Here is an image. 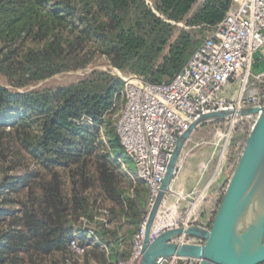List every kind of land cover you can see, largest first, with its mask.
Returning <instances> with one entry per match:
<instances>
[{"label": "trees", "instance_id": "trees-1", "mask_svg": "<svg viewBox=\"0 0 264 264\" xmlns=\"http://www.w3.org/2000/svg\"><path fill=\"white\" fill-rule=\"evenodd\" d=\"M233 3L0 0V264L126 261L149 198L115 159L134 170L115 128L124 101L117 75L92 69L73 83L23 88L100 57L168 83ZM239 138L236 130L228 159Z\"/></svg>", "mask_w": 264, "mask_h": 264}, {"label": "built area", "instance_id": "built-area-1", "mask_svg": "<svg viewBox=\"0 0 264 264\" xmlns=\"http://www.w3.org/2000/svg\"><path fill=\"white\" fill-rule=\"evenodd\" d=\"M263 47L264 0H234L221 22L170 82L157 84L115 69L122 82L120 94L124 100L116 116V132L124 153L134 166L136 179L149 187L146 214L134 235L131 255L128 260L117 264H134V260L141 255L146 216L157 195L177 138L203 114L220 110L236 113L244 108L260 109L264 105V56L259 57ZM256 118L254 114H234L221 119L223 126L228 128L220 145L215 174L225 160L231 161V166L235 168ZM236 130L240 135L235 143L236 154L228 159ZM222 131L221 127H216L217 134ZM192 135L183 147L173 179L152 223L151 240L164 230H185L189 226L207 228L217 210L218 194L213 199L208 188L211 181L199 191L176 185L184 149ZM204 142L195 143V147ZM208 163L202 166V172ZM205 200L213 201L211 208H205ZM171 242L201 244L195 242L194 236L184 233ZM70 248L77 254L83 252L75 240L70 242ZM158 263L198 264V260L174 255L160 258Z\"/></svg>", "mask_w": 264, "mask_h": 264}, {"label": "water", "instance_id": "water-1", "mask_svg": "<svg viewBox=\"0 0 264 264\" xmlns=\"http://www.w3.org/2000/svg\"><path fill=\"white\" fill-rule=\"evenodd\" d=\"M257 115L241 154L208 228L189 226L161 232L153 240L150 230L176 171L177 162L195 129L208 121L233 115ZM182 233L200 238L202 244L171 242ZM182 256L198 264H261L264 262V105L239 112L206 113L191 123L176 140L157 195L147 213L139 264H159L158 259Z\"/></svg>", "mask_w": 264, "mask_h": 264}, {"label": "rangeland", "instance_id": "rangeland-1", "mask_svg": "<svg viewBox=\"0 0 264 264\" xmlns=\"http://www.w3.org/2000/svg\"><path fill=\"white\" fill-rule=\"evenodd\" d=\"M260 55H264V47L259 52ZM92 69L96 70H110L113 72V74L116 75L115 69L111 68V66L108 64V62L103 58L100 57L96 60V62L92 65H90L88 68L83 70H77V71H70V72H64L57 75H54L51 78L45 79L43 81L37 82L35 84L29 85L23 89H34L40 86L49 85V86H55L59 84H69L76 82L80 78L84 77L87 73H89ZM0 84L6 85L5 80L0 77ZM118 113L114 115V118L116 119ZM210 122V121H208ZM208 122L203 123L204 125L208 124ZM201 124V126L203 125ZM200 126V125H199ZM228 126L222 128V132L220 134L216 133V128L207 126L203 127L194 135V138L196 137H202L205 139L204 144L199 145L195 147L194 142H199L201 138H193V135L191 137V141L188 142L186 145L187 148L190 146L192 147L191 152L194 154L191 159L187 162V165H183L181 169L178 172V179L176 180V185L179 186V182L183 183L181 184L184 189H192L195 188V190L199 191L203 187L206 186V184L211 181L209 192L212 194L213 199L218 194V203L217 206L220 203L221 198L223 197V194L225 192L226 186L228 184V181L231 177V174L234 170V168L231 166V161L225 160L217 173L215 174L216 170V161L219 159L220 156V145L223 143L226 135ZM194 144V145H193ZM235 149V145L233 147ZM126 157H128L125 154ZM129 158V157H128ZM117 159V162L121 164L122 171L125 173V175L131 179H136L135 177V170L130 169L129 166H127L123 158H115ZM209 162L204 172H202V166ZM213 178V179H212ZM221 192V193H220ZM221 195V196H219ZM213 201H207L203 203L205 208H211ZM141 224V223H140ZM140 226V225H139ZM194 240L196 243H203V241L200 238H197L194 236Z\"/></svg>", "mask_w": 264, "mask_h": 264}, {"label": "crops", "instance_id": "crops-1", "mask_svg": "<svg viewBox=\"0 0 264 264\" xmlns=\"http://www.w3.org/2000/svg\"><path fill=\"white\" fill-rule=\"evenodd\" d=\"M262 55H260L259 54V57H261ZM264 56V55H263ZM262 56V57H263ZM192 148V146H190L189 148H187V146H186V148L184 149V156L182 157V159H181V167H183V165H187L188 163V161H189V159H191V157L194 155L192 152H191V149ZM181 169V168H180ZM179 177L177 176V178H176V180L178 179ZM179 186L180 187H183L181 184H183V183H181V182H179ZM184 188V187H183ZM191 189V188H190ZM190 189H187V190H190Z\"/></svg>", "mask_w": 264, "mask_h": 264}, {"label": "bare ground", "instance_id": "bare-ground-1", "mask_svg": "<svg viewBox=\"0 0 264 264\" xmlns=\"http://www.w3.org/2000/svg\"><path fill=\"white\" fill-rule=\"evenodd\" d=\"M143 236H144V231H143ZM140 260H141V255H140V257L138 256V257L134 260V264H139Z\"/></svg>", "mask_w": 264, "mask_h": 264}]
</instances>
